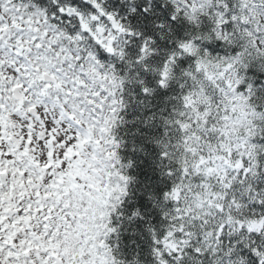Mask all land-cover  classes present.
Segmentation results:
<instances>
[{
	"label": "snow or ice",
	"instance_id": "1",
	"mask_svg": "<svg viewBox=\"0 0 264 264\" xmlns=\"http://www.w3.org/2000/svg\"><path fill=\"white\" fill-rule=\"evenodd\" d=\"M0 264H264V0H0Z\"/></svg>",
	"mask_w": 264,
	"mask_h": 264
}]
</instances>
